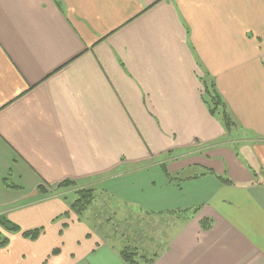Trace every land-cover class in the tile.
<instances>
[{
	"label": "crops",
	"instance_id": "crops-1",
	"mask_svg": "<svg viewBox=\"0 0 264 264\" xmlns=\"http://www.w3.org/2000/svg\"><path fill=\"white\" fill-rule=\"evenodd\" d=\"M161 162L198 176L169 181ZM66 179L121 214L173 217L149 264H264V0H0V214L43 227L10 234L0 264H127L62 194L38 193Z\"/></svg>",
	"mask_w": 264,
	"mask_h": 264
},
{
	"label": "trees",
	"instance_id": "trees-1",
	"mask_svg": "<svg viewBox=\"0 0 264 264\" xmlns=\"http://www.w3.org/2000/svg\"><path fill=\"white\" fill-rule=\"evenodd\" d=\"M199 79L202 84V90H201L202 101L206 106L209 114L215 117L221 123L222 127L226 132L231 131L236 126L235 122L232 120L226 108L227 106L222 100L220 94L218 93L213 78L209 75V73L204 72L199 77ZM175 155L176 152L168 151L165 156L171 158L172 156ZM160 167L162 172L169 181H178V180H183L198 176L197 173L195 174L191 173L185 177H181L180 174L172 175L168 172V169L166 168V164L164 162H161ZM199 174L202 175V174H214V173L212 169L205 168ZM216 177L222 183L231 184V181L225 176H216ZM2 182L5 187L18 188V185L7 182L6 179H3ZM37 190L40 196H50L54 194L57 195L62 194V196H64L66 193H70V192L71 194H74L75 198L70 203L69 209L74 214L77 215L79 220L81 219L82 215L87 211V209L93 204L96 198V192L94 188L80 187L77 182L70 179H66L55 185L39 184L37 186ZM199 208H200L199 206H196L194 208L179 209L170 212L183 216V218L185 219H189L199 210ZM63 214L66 215L67 212ZM199 224L202 229L207 230L211 227L212 221L210 218H202ZM0 225L5 226L9 231L21 232L23 237L32 240L36 239L43 231V227L33 228L29 230H22L17 224L12 222L3 214H0ZM126 239L127 241L125 243L127 244L126 245L122 244L120 246L119 255L122 258V260L127 264H140V263L149 264L156 257V253H153L152 255L140 254L138 244L140 245L141 242L136 241L135 243L133 242L134 239L129 236H127ZM8 241L9 240L7 237L3 238L2 240L0 239V247L6 246L8 244ZM56 251L57 250H54L53 252L55 253Z\"/></svg>",
	"mask_w": 264,
	"mask_h": 264
},
{
	"label": "rangeland",
	"instance_id": "rangeland-1",
	"mask_svg": "<svg viewBox=\"0 0 264 264\" xmlns=\"http://www.w3.org/2000/svg\"><path fill=\"white\" fill-rule=\"evenodd\" d=\"M234 148H236L235 145H233ZM199 157L203 158L202 154H193L189 157H183L180 161L184 159H193L198 160ZM168 159V158H166ZM172 160V159H168ZM167 160V161H168ZM192 164L190 166H181L179 167V171L175 174H180L181 177H185L188 174H195L194 172H199L197 169H195ZM169 172V171H168ZM170 173V172H169ZM75 196L74 194L66 193L64 196H61L59 199L66 205L68 208L67 211H71L69 209L70 203L74 200ZM101 200V201H99ZM118 208L115 206L113 202L108 201L107 195H102L99 199L95 201L88 209V212H85L80 221L86 222L88 221V224L91 226V230H98L100 232H106L109 234L108 236L111 238L112 241H115L117 245L127 244L125 243L127 241L126 237L131 236L135 240L133 242L136 243V241L146 242V247L139 245V252L143 255H152L153 253L157 252L160 248L161 244L164 239L165 235L168 233V230L171 226V224L174 222L173 217H167V216H148L145 214H141L137 211L132 212H122L119 213ZM115 211V215L112 213ZM72 212V211H71ZM87 215L86 220L84 218V215ZM128 214V216H127ZM72 218L70 215L62 214L58 216L57 221H65ZM99 221H101L99 223ZM101 224L102 228L99 226ZM33 229V228H32ZM17 232L9 231L5 226L0 225V239L7 237L9 240L10 234H15ZM124 233V235H123ZM40 236V235H39ZM38 236V237H39ZM37 237V238H38ZM36 238V239H37ZM27 240H32L29 238H25ZM35 240V239H33ZM119 242H123L120 243ZM141 244V243H140ZM3 247H0V249ZM2 250V249H1Z\"/></svg>",
	"mask_w": 264,
	"mask_h": 264
}]
</instances>
